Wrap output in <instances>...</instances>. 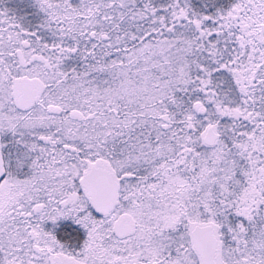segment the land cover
I'll list each match as a JSON object with an SVG mask.
<instances>
[{"label":"snow or ice","instance_id":"1","mask_svg":"<svg viewBox=\"0 0 264 264\" xmlns=\"http://www.w3.org/2000/svg\"><path fill=\"white\" fill-rule=\"evenodd\" d=\"M0 5V264H264V0Z\"/></svg>","mask_w":264,"mask_h":264},{"label":"flooded vegetation","instance_id":"2","mask_svg":"<svg viewBox=\"0 0 264 264\" xmlns=\"http://www.w3.org/2000/svg\"><path fill=\"white\" fill-rule=\"evenodd\" d=\"M0 5H2L5 8H10L14 12L23 11L22 9H17L15 7L16 5H22L21 0H0Z\"/></svg>","mask_w":264,"mask_h":264},{"label":"rangeland","instance_id":"3","mask_svg":"<svg viewBox=\"0 0 264 264\" xmlns=\"http://www.w3.org/2000/svg\"><path fill=\"white\" fill-rule=\"evenodd\" d=\"M22 1V4L25 3L27 4L29 2V0H21Z\"/></svg>","mask_w":264,"mask_h":264}]
</instances>
